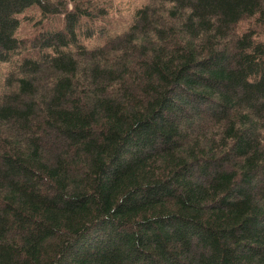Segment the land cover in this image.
Listing matches in <instances>:
<instances>
[{"label":"trees","instance_id":"1","mask_svg":"<svg viewBox=\"0 0 264 264\" xmlns=\"http://www.w3.org/2000/svg\"><path fill=\"white\" fill-rule=\"evenodd\" d=\"M66 2L0 0V264H264V0Z\"/></svg>","mask_w":264,"mask_h":264},{"label":"rangeland","instance_id":"2","mask_svg":"<svg viewBox=\"0 0 264 264\" xmlns=\"http://www.w3.org/2000/svg\"><path fill=\"white\" fill-rule=\"evenodd\" d=\"M51 4H55L56 2H60V4H65L66 0H49ZM75 1L79 4H86V0H68L66 2V8H72V2ZM89 3H94V5H99L100 8L104 9L103 21L100 22L101 26H108L111 33L120 34L123 30L126 29L128 24H131L134 21L135 13L134 11L145 5L152 4L154 0H88ZM156 5L155 1L153 5ZM90 6V4H89ZM166 6V5H164ZM38 14L34 10H24L22 13L18 14L19 26L17 28L16 36L22 39L23 41H27L30 39L34 27L32 24V20L36 19ZM253 18H245L242 19L236 26L232 29L234 31H241V29L251 28ZM233 33V30H232ZM98 42L95 40L90 41L89 46H94ZM17 65V63H16ZM15 65V66H16ZM11 70L6 64H0V100L2 95L9 91L7 86L4 83L5 76L7 72Z\"/></svg>","mask_w":264,"mask_h":264}]
</instances>
